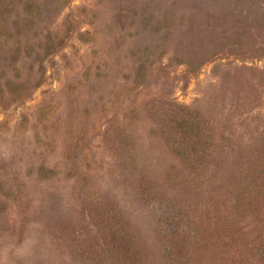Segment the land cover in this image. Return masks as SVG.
Segmentation results:
<instances>
[{
    "label": "rangeland",
    "instance_id": "1",
    "mask_svg": "<svg viewBox=\"0 0 264 264\" xmlns=\"http://www.w3.org/2000/svg\"><path fill=\"white\" fill-rule=\"evenodd\" d=\"M0 264H264V0H0Z\"/></svg>",
    "mask_w": 264,
    "mask_h": 264
}]
</instances>
